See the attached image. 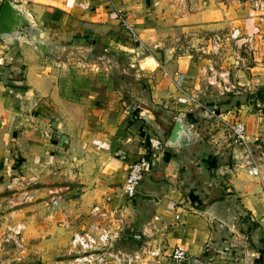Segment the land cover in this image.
<instances>
[{"label": "crops", "instance_id": "0c3cea01", "mask_svg": "<svg viewBox=\"0 0 264 264\" xmlns=\"http://www.w3.org/2000/svg\"><path fill=\"white\" fill-rule=\"evenodd\" d=\"M12 1L32 15L44 44L35 48L0 40V189L10 186L7 176L22 178L18 171L28 172L31 179L46 175L52 183L74 182L85 211L78 231L93 224L92 207L110 196L104 207L117 208L123 217L120 229L130 236L136 234L130 226L136 225L141 237L137 244L147 238L160 249L159 258L178 245L188 257L184 264H264V184L259 177L244 172L235 178L230 167L220 168L229 173L220 177L224 188L213 178L199 177V169H218L221 157L164 145L177 116L190 125L193 143H217V133L200 136L192 129L203 112L195 98L202 93L198 66L203 60L195 49L234 21L253 32L250 12L223 2L218 8L196 1L188 10L182 0H113L131 34L104 0ZM231 48L225 47L215 61L228 72L229 85L235 87L234 77L247 85L252 72L234 68L244 66L251 54L253 64H262L264 41L247 55ZM18 74L24 87L15 85ZM211 86L220 95L231 92ZM226 103L204 104L215 109ZM27 112L38 118V127L50 126V140L38 130H26L22 117ZM225 112V117L235 116ZM160 133L165 148L158 150L155 135ZM142 154L147 162L143 177L135 195L124 198L127 164ZM60 189L68 190V185H53L44 201L52 215L59 216L65 203L77 202L65 193L55 194ZM231 196L238 197L235 206L229 203ZM214 202L216 208L205 211ZM9 203L0 200L4 210L13 205ZM235 208L236 224L231 214Z\"/></svg>", "mask_w": 264, "mask_h": 264}, {"label": "rangeland", "instance_id": "374dc122", "mask_svg": "<svg viewBox=\"0 0 264 264\" xmlns=\"http://www.w3.org/2000/svg\"><path fill=\"white\" fill-rule=\"evenodd\" d=\"M190 1L194 3L196 1L201 2L205 5L210 4L212 7L216 6L218 8L221 7L219 3L222 2L225 7H245L243 5L239 6L233 0H184L181 2L183 3V6L186 7V4H189ZM56 17L58 19L60 15H57ZM231 26L240 25H238L237 21H234ZM222 30L223 29H218L217 31ZM260 31L261 36L257 37V35H254L255 41L249 48L246 46L236 48L233 43H227L224 48L230 46L232 47V51L237 55H247L248 52L250 53L256 48L257 42L264 41V24L260 26ZM75 37L76 36L73 38ZM73 38L70 39V43L74 41L72 40ZM196 51L197 50L195 49V56H197ZM222 51L225 53L226 49ZM253 56L254 55L251 54L249 58H247V61L244 62V66L238 64V66L234 68L238 69L237 67H241L240 69L249 74L252 72V82L250 81L251 83L249 82V84L246 85L245 82L239 81L236 77H232L234 82H236L234 83L235 87L231 89L232 93L235 94L234 97L231 98L229 100L230 102L226 103V105H221V107L215 108L214 111L226 113L225 111L228 109L230 114L235 115L233 118L237 117V119L246 126V136L251 145L252 155L257 158V162L260 166V176L258 179L260 183L264 184V62H261L262 64L260 65L253 64ZM199 60H203V62L198 67L205 62L203 58H199ZM215 64L218 68H221L219 61H215ZM237 81L240 84L237 83ZM198 88L201 89L202 93L195 98L201 105H204V103L209 101L213 102V104H219V102L229 99L224 94L220 95L217 89L208 85L203 79L198 82ZM260 96H262V99H260ZM236 102L238 104L237 107L234 105ZM198 108L203 112L200 116H196L195 125H192V129H197L200 136L206 135L207 131H212L215 134L217 133L215 136L217 143L215 144L205 141L204 143H201L200 140L193 143L187 150L210 154H213L214 152V156L221 157V161H217L220 165L218 169L214 170L213 173L199 169V177L201 179L205 178L209 180H212L213 178L215 182H219L221 186L226 188L227 186H224L220 177L223 175L228 176L229 173H227V171L218 170L220 168L228 169V167H230L231 172H234V177L236 178V176L239 175L238 178H241L244 172H246V161L243 154L239 152L237 148L227 145V139L222 132L220 124L208 115L207 110L199 106ZM227 118L231 119L232 117L227 116ZM160 134L155 135L160 144V147H155L158 150L165 148L163 145L165 135ZM146 151L147 148H144L145 154ZM233 156L238 157L236 162L234 161ZM203 161L204 160H202V162ZM201 165L202 164H200L199 167L202 168ZM27 173L18 171V175L22 176V178L17 179H11V176H7L6 181H8L10 186L0 189L1 202L10 201L9 204H13L5 210L4 207H1L2 205H0V264H67L66 259L68 258V253L70 252L71 254L72 246L70 245V240L72 234L79 232L78 226L83 225V220L85 218V211L83 208H80L81 202H78L81 190L74 182L55 181L52 183L46 175H43L40 178L31 179V174ZM62 184L68 185V190L60 189L55 194L61 195L62 193H65L68 197L73 199V201L75 200L77 202H73L69 205L68 202L65 203L63 206L64 208H60L61 212L59 213V216L57 214L52 215L49 204L44 201L47 199V195H51L48 192L49 188L52 189L53 185L58 186ZM237 199L238 197L231 196L229 203H231L232 206H235ZM237 212L238 208H235L233 213L230 212L235 216V218L232 219L233 221H236L235 224L239 220ZM119 217L123 218L121 215ZM5 218H7V220ZM113 222L116 221H110V223ZM16 225L21 226L20 233L17 235L14 233ZM112 225L114 227V224ZM130 227L131 231L136 232V234L139 233L136 225ZM125 228L129 229L127 227ZM83 229H85V227ZM124 231V228L120 229L119 227L118 236L112 240L113 246L117 248L120 253L118 254L120 264H126L127 255L124 253H129L127 252L130 251L129 249H137V257L131 258V264H164L166 262L172 264L165 254H162L163 256L159 258L161 255L160 249L157 256L148 255L146 251L153 249V245L147 238H144L139 244L133 245L132 248L122 245L121 243H117L118 247H116L115 244ZM121 246L127 247L125 248L126 250H123Z\"/></svg>", "mask_w": 264, "mask_h": 264}, {"label": "built area", "instance_id": "2783aa9c", "mask_svg": "<svg viewBox=\"0 0 264 264\" xmlns=\"http://www.w3.org/2000/svg\"><path fill=\"white\" fill-rule=\"evenodd\" d=\"M112 6L113 0H104ZM184 1V0H182ZM236 4L243 5L247 8V11L255 19L254 31L245 32L241 26H229L225 27L222 31L212 32L205 43L196 48L197 58H203L205 62L198 68L199 75L204 79L208 85H217L222 92L231 91L233 86L229 85L227 81L228 72L222 68H218L214 59L220 54L224 46L227 43H233L235 47H250L255 41L254 37L261 36L260 26L264 24V0H233ZM195 7V3L190 1L184 8L192 10ZM241 7V8H245ZM114 13L120 24L126 31L133 34L132 27L129 26L124 18L123 11L119 8L112 6ZM255 35V36H254ZM162 74L165 77H169V74L163 70ZM172 75H177V72H173ZM201 108L207 110L208 115L216 120L225 138L227 139V145L233 148H237L241 152L246 161V174L251 177L260 176V166L257 162V158L253 157L252 149L249 140L246 136L245 125L237 118H227L222 113L214 111L213 108L208 105H198ZM23 121L27 123L26 130L37 133L45 139L50 140V127L48 124L45 128L38 127V118L31 114L25 113L22 117ZM158 147L159 144H158ZM146 155L142 154L137 159L129 162L126 167V173L121 184V195L124 198H132L135 195L136 187L139 181L142 179L145 166ZM111 197L107 196L103 202L92 207V213L96 217L93 224H90L85 229L72 234L70 240L71 254L68 253L66 259L67 264H120L118 254L119 251L113 246L112 240L118 236L120 220L117 208L106 209L104 205L108 204ZM111 220H115L114 227ZM21 226L16 225L14 233L17 235L20 233ZM73 248V249H72ZM126 264H131V258L137 257V249L133 251H127ZM149 256H157L159 252L158 247L149 249L146 251ZM167 258L172 264H184L187 260V254L183 247L174 246L168 254Z\"/></svg>", "mask_w": 264, "mask_h": 264}, {"label": "water", "instance_id": "95a60500", "mask_svg": "<svg viewBox=\"0 0 264 264\" xmlns=\"http://www.w3.org/2000/svg\"><path fill=\"white\" fill-rule=\"evenodd\" d=\"M0 40L8 41L11 44L26 42L35 48H42L41 31L34 24V19L28 10L22 5L12 0H2L0 3ZM21 81H16L15 85H20ZM193 144V135L190 125L182 116L174 119L170 132L164 142L166 147L176 150L187 149ZM217 202L205 208V211H212L216 208ZM135 244L141 239L139 234H130Z\"/></svg>", "mask_w": 264, "mask_h": 264}, {"label": "flooded vegetation", "instance_id": "af4514ba", "mask_svg": "<svg viewBox=\"0 0 264 264\" xmlns=\"http://www.w3.org/2000/svg\"><path fill=\"white\" fill-rule=\"evenodd\" d=\"M117 243H121L122 245H125L128 247L135 245V241L129 236V234H126L124 232L120 235L115 245H117ZM123 250H126V249H123Z\"/></svg>", "mask_w": 264, "mask_h": 264}, {"label": "trees", "instance_id": "16d2710c", "mask_svg": "<svg viewBox=\"0 0 264 264\" xmlns=\"http://www.w3.org/2000/svg\"><path fill=\"white\" fill-rule=\"evenodd\" d=\"M21 77H20V74H18V78H17V80L16 81H21ZM8 86H12V87H15L14 85H11V84H9ZM16 87H24L23 85L22 86H16ZM225 96H227L229 99H227L225 102H230L229 100L231 99V98H233L234 97V95L235 94H233L232 93V91L231 92H228V93H226V94H224ZM260 99H262V96H260ZM234 105H237V102L234 104Z\"/></svg>", "mask_w": 264, "mask_h": 264}]
</instances>
